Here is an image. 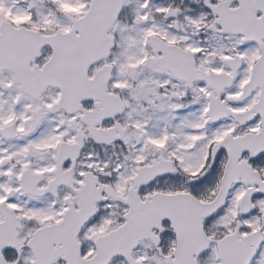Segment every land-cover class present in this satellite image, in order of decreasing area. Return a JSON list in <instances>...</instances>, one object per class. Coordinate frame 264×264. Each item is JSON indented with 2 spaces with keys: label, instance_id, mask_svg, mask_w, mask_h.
Listing matches in <instances>:
<instances>
[{
  "label": "snow or ice",
  "instance_id": "1",
  "mask_svg": "<svg viewBox=\"0 0 264 264\" xmlns=\"http://www.w3.org/2000/svg\"><path fill=\"white\" fill-rule=\"evenodd\" d=\"M0 264H264V0H0Z\"/></svg>",
  "mask_w": 264,
  "mask_h": 264
}]
</instances>
